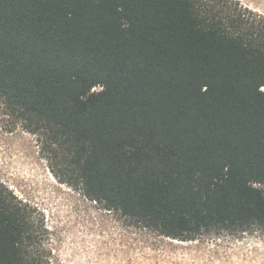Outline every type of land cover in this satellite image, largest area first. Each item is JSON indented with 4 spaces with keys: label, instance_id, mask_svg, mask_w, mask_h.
Segmentation results:
<instances>
[{
    "label": "trees",
    "instance_id": "obj_1",
    "mask_svg": "<svg viewBox=\"0 0 264 264\" xmlns=\"http://www.w3.org/2000/svg\"><path fill=\"white\" fill-rule=\"evenodd\" d=\"M0 106L144 233L264 228V11L241 0H0ZM47 231L0 181V264H52Z\"/></svg>",
    "mask_w": 264,
    "mask_h": 264
},
{
    "label": "rangeland",
    "instance_id": "obj_2",
    "mask_svg": "<svg viewBox=\"0 0 264 264\" xmlns=\"http://www.w3.org/2000/svg\"><path fill=\"white\" fill-rule=\"evenodd\" d=\"M264 11V0H241ZM0 181L44 219L52 264H264V228L181 241L144 233L61 182L37 135L0 106Z\"/></svg>",
    "mask_w": 264,
    "mask_h": 264
}]
</instances>
